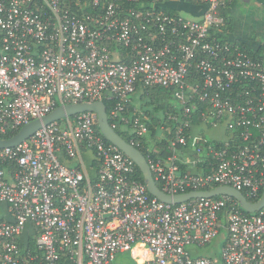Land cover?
Instances as JSON below:
<instances>
[{"label": "built area", "instance_id": "1", "mask_svg": "<svg viewBox=\"0 0 264 264\" xmlns=\"http://www.w3.org/2000/svg\"><path fill=\"white\" fill-rule=\"evenodd\" d=\"M195 1L198 18L169 13L168 0H0V139L58 106L106 100L130 145L171 148L145 156L164 193L231 186L257 201L264 59L221 36V0ZM146 87L168 90L178 109L153 125L155 139L132 100ZM208 124L223 137L203 138ZM136 168L91 111L0 147V264H130L126 254L133 264H264V206L246 212L227 195L163 202ZM222 229L218 256L193 254Z\"/></svg>", "mask_w": 264, "mask_h": 264}, {"label": "water", "instance_id": "2", "mask_svg": "<svg viewBox=\"0 0 264 264\" xmlns=\"http://www.w3.org/2000/svg\"><path fill=\"white\" fill-rule=\"evenodd\" d=\"M84 111H91L96 114L99 131L108 141L116 145L127 156L133 159L142 173L143 181L146 184L148 192L152 196L157 197L159 200L167 203H179L194 197L227 195L237 200L241 208L246 212H255L264 206V191L257 201L251 202L240 190L231 186H218L208 191H191L174 196L164 193L155 183L143 153L138 148L130 145L124 138L120 136V134H118L115 129L110 126L107 118L106 105L101 101L94 103H72L58 106L42 118L34 119L23 125L11 137L0 139V147L16 146L28 139L43 126L55 120H59L66 116H71Z\"/></svg>", "mask_w": 264, "mask_h": 264}, {"label": "rangeland", "instance_id": "3", "mask_svg": "<svg viewBox=\"0 0 264 264\" xmlns=\"http://www.w3.org/2000/svg\"><path fill=\"white\" fill-rule=\"evenodd\" d=\"M223 1V0H221ZM225 10L227 9V16L231 25V28L237 27L238 32L241 33V40L243 42H246V46L248 49L251 47L247 43V37L252 40H263L264 39V0H231L230 3H226L223 6ZM222 9V8H221ZM220 9V10H221ZM222 13V12H221ZM181 15L185 17H189V15L182 11L180 12ZM252 48V47H251ZM138 96L137 102L140 100V102L136 106L145 110L147 108H151V105H144L145 99H140V94H135ZM168 101L174 105V99L170 97ZM162 113H160L161 115ZM211 122V120H209ZM205 128V127H204ZM209 129V130H206ZM206 129H201L202 136L205 139H209L211 136L216 138H222L223 134L221 132V127H214L211 124H208ZM196 131V129H194ZM91 158L92 154L91 152H84V160H83V167L87 170H90V164H91ZM61 161L68 166H73L76 164V160H68L64 157H61ZM3 209H5V205L0 202V215L3 214ZM226 235L225 229L221 230V233L213 240L212 243H209L205 245L204 247H201L198 250V253L193 254H199V255H205V256H218L221 247H222V240ZM124 260L128 261V263L133 264L134 261L129 258V256L126 254ZM121 256H118L116 261L120 264H122ZM217 261H220V258H217Z\"/></svg>", "mask_w": 264, "mask_h": 264}, {"label": "trees", "instance_id": "4", "mask_svg": "<svg viewBox=\"0 0 264 264\" xmlns=\"http://www.w3.org/2000/svg\"><path fill=\"white\" fill-rule=\"evenodd\" d=\"M165 9L169 13H179V12H190L189 9H197V12H195L196 15H199L200 12L205 9V6L202 4H199V2L195 0H179V1H171L168 0V3L164 5ZM203 8V9H202ZM236 43V42H235ZM238 44V43H237ZM263 52V49H260V51L257 52H250L249 55L253 56L254 58L258 59H264V54H261ZM171 97V94L169 93L168 90L160 87H150V88H144L142 90V93L140 95V98H144L145 102L143 103L144 105H151V108L145 109V111L148 113L150 117V122L148 123L149 128L151 129V133L149 137L147 138H152L155 139V135L157 134L156 129L153 128V125H157L158 123H163L165 118H163V115L166 112H177L178 109L175 107V104H171L168 99ZM104 103L106 105L107 112H109L110 108V102L104 100ZM160 113H162L160 115ZM115 130L120 134L122 138L127 140V137L125 133L119 129L115 128ZM18 129L12 130L5 134L3 138H9L12 135H14ZM144 143L142 144L141 147L138 149L143 153L144 156H147V153L150 152L153 156H166L168 153L171 152V148H168L166 146V141L165 140H154V143L149 145L145 139H143ZM211 142L212 140H208ZM149 147H151V150H148ZM155 148L157 149L158 152L153 153L152 149ZM152 151V152H151ZM137 170V177L140 181L143 182V177L142 173L140 172L139 168H136ZM159 185V184H158ZM249 201H254L255 199L248 198Z\"/></svg>", "mask_w": 264, "mask_h": 264}, {"label": "crops", "instance_id": "5", "mask_svg": "<svg viewBox=\"0 0 264 264\" xmlns=\"http://www.w3.org/2000/svg\"><path fill=\"white\" fill-rule=\"evenodd\" d=\"M245 1H249V0H245ZM226 3H230L231 0H223V1H220V6H219V13L224 17V26H223V29L221 30V36L229 41H232V42H236L238 43L242 48H244L248 53L250 52H257V51H260V49H263V52L261 54H264V39L261 40H252V39H249L247 37V43L252 47H249L250 49L247 48L246 46V42H243L241 40V33L238 32L237 30V27L235 28H231V25H230V22H229V19H228V16H227V9L225 10V8L223 7L224 4ZM199 4H202L201 2H199ZM203 5V4H202ZM222 8V9H221ZM203 9V8H202ZM221 9V10H220ZM190 12H188L187 14L189 15V18H198L204 11L200 12L199 15H196L195 12H197V9H189ZM222 12V13H221ZM141 100H143L144 98H140ZM132 100H133V104L136 106V103L138 104L140 102V100L137 102L138 100V96L134 95L132 97ZM216 137H210V139H214ZM83 157H84V153H83ZM91 165V164H90ZM90 174H93L94 173V170L93 169H90L88 171ZM5 209H3V215H5L4 213Z\"/></svg>", "mask_w": 264, "mask_h": 264}]
</instances>
